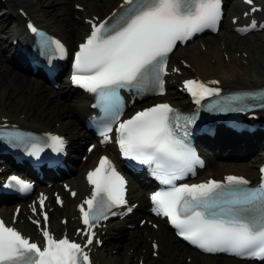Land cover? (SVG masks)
I'll return each mask as SVG.
<instances>
[{
    "label": "snow or ice",
    "instance_id": "obj_1",
    "mask_svg": "<svg viewBox=\"0 0 264 264\" xmlns=\"http://www.w3.org/2000/svg\"><path fill=\"white\" fill-rule=\"evenodd\" d=\"M124 5L127 7L116 23L93 24L91 34L75 54L72 82L97 95L107 117L100 134L110 141L109 134L115 125L122 155L141 164H154L161 182L172 185L171 190L157 192L151 200L156 214L168 218L183 240L206 253L227 252L264 261V183L257 189H249L245 187L249 181L230 175L225 178L226 183L210 180L175 187L176 179L192 171L194 165L202 166L185 142L190 134L187 126L194 121L181 116L166 103L121 120L123 104L119 90H146L152 85L163 94L162 76L167 75V57L178 42L186 43L205 29L216 30L222 15L221 0H124ZM252 27H256L255 22ZM29 28L37 32L31 24ZM40 35L45 52L54 50L61 57L66 55L67 50L60 41L48 40L43 33ZM184 87L197 103L207 96L220 94L219 89L196 80L186 81ZM0 135L23 139L18 133ZM48 140L55 151L64 150L66 142L60 136L51 135ZM33 149L40 150L35 145ZM87 180L92 193L79 206L87 228L83 233L87 237L85 246L67 235L57 239L50 231L42 229L44 246L41 247L0 220V264H91L85 248L93 243V229L109 215H116L113 209L127 204V182L108 157L100 159L98 167L88 173ZM13 184L24 192L31 189L30 184L15 176L8 186ZM45 199L41 196V208ZM43 220L47 224L46 212ZM33 223L40 226L37 220Z\"/></svg>",
    "mask_w": 264,
    "mask_h": 264
},
{
    "label": "bare ground",
    "instance_id": "obj_2",
    "mask_svg": "<svg viewBox=\"0 0 264 264\" xmlns=\"http://www.w3.org/2000/svg\"><path fill=\"white\" fill-rule=\"evenodd\" d=\"M227 2L228 17L224 26L229 33L219 37V40L207 39L198 50L191 49L192 51L186 53V58L192 69L196 71V76L205 80H219L226 89L264 87V32L246 37L235 33L232 19L236 17L237 22L243 20L244 13L249 12L252 7L244 5L242 0H227ZM120 3L121 0H13L11 2L0 0V6L5 5L0 11V123H5L3 120L8 119V123L20 125L24 129L55 132L67 136L71 141L72 153H79L86 142H94L81 124L82 118L91 113L89 98L72 90L68 81L63 82L57 90L49 83L37 81L29 72L24 73L14 65L10 59L9 49L12 47L15 34L24 31L25 19L20 9L25 10L42 28L62 38L68 46L76 48L89 32L85 18H104L117 9ZM77 5L83 6L84 12L77 11ZM255 5L264 6V0H257ZM262 17L264 11L260 14V18ZM220 33L221 31L218 35ZM174 63L177 64L176 59ZM184 73L190 74L185 70ZM61 80H63L62 76L58 78V81ZM179 97L173 91H168L165 98L148 100L142 105H137L136 109L148 107L159 101L182 105L183 102ZM229 133L235 137L231 139L221 128L215 139L208 138L207 145L203 149L208 165L202 173V179L214 176L222 178L225 174L243 175L250 179L258 177V167L264 156L262 136L259 132L254 135ZM100 152L97 150L85 163L78 162L79 158L73 155L74 169L71 175L61 173L65 178L64 181L69 182L73 189L78 191V196L75 200L67 197L63 210L56 208L52 213L51 228L58 236H62L66 231L72 236L75 232L74 229L78 226V222L73 220L77 216L75 208L77 202L87 192L82 172L95 165L96 157ZM225 154L230 158H236L235 161H217L218 157ZM4 174L6 173L2 172L0 175ZM147 189L145 184L132 182L131 199L141 203L139 210L128 220L115 221L108 225L106 234L103 235L106 243L105 251L108 252L98 249L94 253L95 264H133L135 259L138 262L142 259L145 264H182L183 256L192 257L191 264H214L215 261V264H258L203 255L194 251L178 241L168 230L165 222H157L159 226L157 230L148 226L140 227L141 219L148 218ZM16 205L9 203L0 207V216L8 223H11ZM58 215L66 217L68 224L62 225L61 218L59 220L57 218ZM22 219L23 212L16 226L36 240L35 228L27 222L22 223ZM135 224L136 228H129ZM154 240H157L160 246L157 260L151 256ZM149 241H151L150 245ZM176 243L179 245L176 246ZM112 247L121 249L123 256H110ZM128 251H133V254H128Z\"/></svg>",
    "mask_w": 264,
    "mask_h": 264
},
{
    "label": "rangeland",
    "instance_id": "obj_3",
    "mask_svg": "<svg viewBox=\"0 0 264 264\" xmlns=\"http://www.w3.org/2000/svg\"><path fill=\"white\" fill-rule=\"evenodd\" d=\"M75 3V2H74ZM71 5H73V4H71ZM229 32H228V30H227V28L226 27H223V29H222V31H221V33H220V35H218V36H216V37H207V38H202L201 40H198V41H195L193 44H190L187 48H185V49H179L178 51H177V53L175 54V58H176V60L179 62V60L181 59V60H186V53H188L191 49L193 50V51H195V50H198L199 49V46H200V44L201 43H204L207 39L209 40V39H211V38H216V39H218L219 40V37L221 38L224 34H228ZM191 50V51H192ZM237 55H239V54H237ZM240 59H241V57H240ZM180 60V61H181ZM188 70V72H190V76H192V75H196V72L195 71H193L192 70V67L190 68V69H187ZM171 90H173L176 94H178L181 98H179L180 100H183V95L181 94V93H179L178 91H177V87H173V88H171ZM22 118H24V116H21ZM225 156H228V154H225ZM227 157H221V158H218L217 160H220L221 162H231V160L230 159H226ZM149 245H150V243H149ZM176 246L177 245H179V244H175ZM103 250H105V247L103 248ZM105 252H108V251H105ZM111 253H110V255L111 256H117V255H119V257H122L123 256V252L121 251V249H117V248H113L112 247V249H111V251H110ZM129 252V251H128ZM132 253V252H131ZM186 259H187V261H186ZM178 260V259H177ZM183 261V263L182 264H190L189 262H188V258H187V256H183V259H182ZM177 263H179V260L177 261ZM216 263V261L214 262V264ZM133 264H137V260H135L134 262H133Z\"/></svg>",
    "mask_w": 264,
    "mask_h": 264
}]
</instances>
